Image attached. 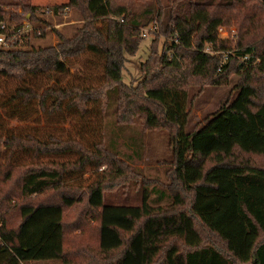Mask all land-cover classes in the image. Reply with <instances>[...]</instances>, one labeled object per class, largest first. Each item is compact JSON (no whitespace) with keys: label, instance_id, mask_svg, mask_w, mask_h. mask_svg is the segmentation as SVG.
<instances>
[{"label":"trees","instance_id":"1","mask_svg":"<svg viewBox=\"0 0 264 264\" xmlns=\"http://www.w3.org/2000/svg\"><path fill=\"white\" fill-rule=\"evenodd\" d=\"M8 1L0 2L6 41L0 47V264H264V0H156L154 7L140 0L151 16L145 23L131 0L52 7ZM11 6L31 31L16 12L6 17L3 8ZM72 12L80 24L70 33L52 29L55 44L33 43L45 37L43 25L51 26L46 17ZM150 23L168 45L149 49L139 80L125 85V58ZM219 27L235 30L236 50L225 61L229 47L217 40ZM206 46L211 53L203 52ZM75 67L77 80H70ZM232 67L239 73L233 99L186 133L188 87L223 86ZM109 97L115 125L139 122L144 130L167 132L168 177L175 184L169 192L177 208L157 213L145 196L136 207L103 205L101 187L92 182L86 206L98 222L93 249L87 221L77 215L67 222L66 214L83 202L72 195L80 186L70 178L107 167L116 156L101 132ZM94 116L95 129L63 130L68 120L88 125ZM13 122L21 127L10 128ZM19 153L29 161L15 163ZM236 154L259 157L262 165L229 162ZM15 173L16 192L9 186ZM50 191L55 199L27 201ZM18 199L25 200L15 204ZM120 233H128L124 244ZM165 240L182 248L170 245L158 257Z\"/></svg>","mask_w":264,"mask_h":264},{"label":"rangeland","instance_id":"2","mask_svg":"<svg viewBox=\"0 0 264 264\" xmlns=\"http://www.w3.org/2000/svg\"><path fill=\"white\" fill-rule=\"evenodd\" d=\"M8 0H0V2H7ZM10 1V0H9ZM8 1V2H9ZM68 0H30L33 6L40 7H52L60 6L61 3H67ZM161 2V0H158ZM154 7L157 6L156 0H148V3ZM15 3V1H11ZM132 12L138 18L143 20L141 23H145L147 17H151L148 14L145 16V10L148 8L146 3L140 2V0H131ZM63 5V4H62ZM262 9H264V2H262ZM6 17L12 16L15 12L23 19L22 26L25 32L31 31L32 27L24 19L26 16L20 9L11 7H4ZM264 17V15H263ZM47 23L51 26H45L46 32L45 37L41 40H34L33 43L38 46L53 45L56 43L54 34L51 32L52 29H59L63 33H70L72 28L80 24L79 16L72 12L63 18L46 17ZM4 24V23H3ZM5 25V24H4ZM11 25H14L13 23ZM233 33V34H232ZM232 35V37H231ZM235 30L230 27H221V31L217 34L218 41H226L228 49L226 52H232L236 49L235 45ZM138 46L136 52L132 56H127L121 70V81L125 85H135L139 80L138 66L143 62L145 57L148 55L149 49L159 51L162 45H168V39L165 35L160 34L157 30L153 34L148 35L145 39H140L139 35L136 36ZM139 39V40H138ZM33 40V39H32ZM153 41V42H152ZM238 62V60L236 59ZM80 71V68L70 69V80H77L74 75ZM230 75L226 80V84L223 86H201L192 85L187 89L188 96V119L185 127V132L188 133L194 128L200 126L203 121L214 112L218 104L222 102H229L235 96V85L239 81V73L234 68H231ZM113 104L111 98L107 100L105 113H104V126L101 128L103 135L104 144L108 145L110 142L116 151V156L112 158L109 166L101 165L96 170L86 168L77 177H71L73 183L78 184L80 187H76L73 190L72 195L82 197L83 202L75 205L67 214L66 220L70 222L72 219L80 215L83 220L87 221V231L89 232L88 241L90 244L94 243L96 248V232H97V221L96 212H91L86 206V199L88 197L87 186L92 182H96L101 187L102 192V204L113 205V206H125V207H136L140 206L142 197L145 196L146 203L153 209H157V213L162 214L174 211L177 207L171 205V194L170 188L175 187V184L171 182L168 173L171 170V155H170V144L168 140V134L163 130H144L139 122H134L130 125H115L114 117L112 115ZM93 120L88 121V125H82V122H71L68 120L63 127L65 132L70 131L71 128L74 130L95 129L97 128V117H92ZM38 129L45 127L43 124H39ZM19 125L11 123L10 128H15ZM21 126H19L20 128ZM29 128V125L27 126ZM48 128V127H47ZM46 128V129H47ZM86 135L90 136L91 131L87 130ZM108 147V146H107ZM109 148V147H108ZM108 148L106 150L110 151ZM29 161V157L25 154L19 153L15 163L21 164ZM232 163H246L253 166L262 165L259 157H248L241 154L234 155L233 159H229ZM211 161H208L205 166H209ZM17 178L18 173H15L9 186L16 192L17 191ZM160 192L159 198L157 193ZM181 197H185V193L180 194ZM55 192H47L42 196L30 197L27 201H42L55 199ZM25 199L15 200V204H20ZM98 213V210H97ZM107 214L109 212H106ZM13 218L10 223L12 226L17 224L15 213H12ZM94 217V218H92ZM94 221V222H93ZM199 230V229H198ZM86 231V230H84ZM200 231V230H199ZM202 233V232H201ZM123 244L125 243L128 233H120ZM203 236V234H200ZM170 245L176 246L181 249L182 246L177 240H165L161 243V254ZM130 264V263H127ZM134 264V263H131Z\"/></svg>","mask_w":264,"mask_h":264},{"label":"built area","instance_id":"3","mask_svg":"<svg viewBox=\"0 0 264 264\" xmlns=\"http://www.w3.org/2000/svg\"><path fill=\"white\" fill-rule=\"evenodd\" d=\"M155 30H156V27H155L154 23H150L147 26L141 28L140 29V34H139L140 39H145L148 35L153 34ZM220 31H221V27H219L217 29L216 35ZM231 37H232V35H231ZM171 42H173V43L176 42V39L173 38L171 40ZM5 45H6L5 36L0 33V47H4ZM203 52L204 53H208V54L211 53L207 46L203 49ZM228 54H230V52H225V53L222 54V60L223 61L227 60ZM244 60H245V58L242 59V61H244Z\"/></svg>","mask_w":264,"mask_h":264},{"label":"crops","instance_id":"4","mask_svg":"<svg viewBox=\"0 0 264 264\" xmlns=\"http://www.w3.org/2000/svg\"><path fill=\"white\" fill-rule=\"evenodd\" d=\"M62 4H65V3H61V5H62Z\"/></svg>","mask_w":264,"mask_h":264}]
</instances>
